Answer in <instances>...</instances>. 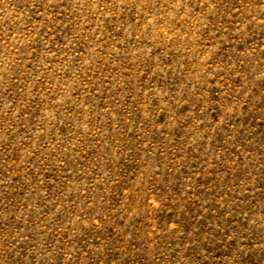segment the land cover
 I'll use <instances>...</instances> for the list:
<instances>
[{"label": "rangeland", "instance_id": "obj_1", "mask_svg": "<svg viewBox=\"0 0 264 264\" xmlns=\"http://www.w3.org/2000/svg\"><path fill=\"white\" fill-rule=\"evenodd\" d=\"M0 264H264V0H0Z\"/></svg>", "mask_w": 264, "mask_h": 264}]
</instances>
